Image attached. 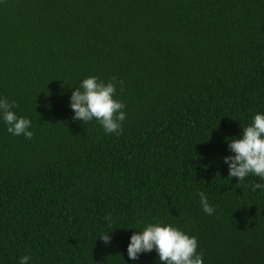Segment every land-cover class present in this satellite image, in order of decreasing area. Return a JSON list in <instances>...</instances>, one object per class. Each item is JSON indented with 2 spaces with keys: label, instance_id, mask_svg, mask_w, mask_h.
<instances>
[{
  "label": "trees",
  "instance_id": "trees-1",
  "mask_svg": "<svg viewBox=\"0 0 264 264\" xmlns=\"http://www.w3.org/2000/svg\"><path fill=\"white\" fill-rule=\"evenodd\" d=\"M91 76L123 82L120 135L72 119ZM4 98L33 136L0 113V264H163L127 255L157 223L203 264H264V179L223 161L264 114V0H0Z\"/></svg>",
  "mask_w": 264,
  "mask_h": 264
},
{
  "label": "clouds",
  "instance_id": "clouds-1",
  "mask_svg": "<svg viewBox=\"0 0 264 264\" xmlns=\"http://www.w3.org/2000/svg\"><path fill=\"white\" fill-rule=\"evenodd\" d=\"M117 84L122 87L123 82L116 77H112L107 83L95 76L83 79L70 96V107L74 112L72 119L85 123L95 119L106 133L120 135L126 114L123 111L125 105L114 99ZM17 106L14 101L0 99V113L7 131L15 136L23 135L26 139H31V121L17 117L12 111ZM228 149L233 155L225 156L223 161L228 166L229 179L236 177L241 182L250 174L264 179V114L254 115L251 125L243 128L239 139L228 140ZM251 187L255 191L264 188V185L255 183ZM200 204L206 214L214 213L215 209L208 203L204 193H200ZM105 219L111 221L112 217L107 214ZM108 233L99 236L105 244L110 241ZM197 247L195 237H190L171 225L162 226L157 223L149 224L142 232L131 235L127 255L129 259L136 260L140 253H149L155 249L163 264H203ZM29 259V256H23L19 264H27Z\"/></svg>",
  "mask_w": 264,
  "mask_h": 264
}]
</instances>
